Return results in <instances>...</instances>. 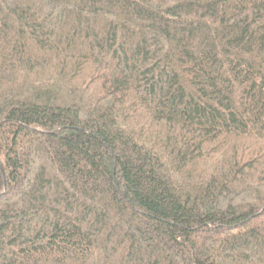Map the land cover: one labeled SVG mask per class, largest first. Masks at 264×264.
Returning a JSON list of instances; mask_svg holds the SVG:
<instances>
[{"label": "trees", "instance_id": "obj_1", "mask_svg": "<svg viewBox=\"0 0 264 264\" xmlns=\"http://www.w3.org/2000/svg\"><path fill=\"white\" fill-rule=\"evenodd\" d=\"M0 264H264V0H0Z\"/></svg>", "mask_w": 264, "mask_h": 264}]
</instances>
